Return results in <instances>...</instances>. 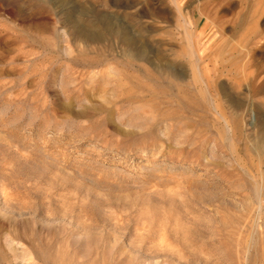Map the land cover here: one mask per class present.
I'll return each instance as SVG.
<instances>
[{"label":"rangeland","instance_id":"374dc122","mask_svg":"<svg viewBox=\"0 0 264 264\" xmlns=\"http://www.w3.org/2000/svg\"><path fill=\"white\" fill-rule=\"evenodd\" d=\"M103 251L264 264V0H0V264Z\"/></svg>","mask_w":264,"mask_h":264},{"label":"bare ground","instance_id":"6f19581e","mask_svg":"<svg viewBox=\"0 0 264 264\" xmlns=\"http://www.w3.org/2000/svg\"><path fill=\"white\" fill-rule=\"evenodd\" d=\"M118 32V31H117ZM115 35L116 34H118V36L120 37V39H121V41L122 42H126V43H129V42H131L126 36H125V34H124V32L123 31H120L119 30V32L118 33H114ZM142 51V50H141ZM161 68V67H160ZM153 69V68H152ZM163 69V68H162ZM165 69V70H164ZM162 71L164 72V71H168L169 73H170V75H171V77H174V76H177V75H179V74H176V72H174V71H172V70H169V69H166V68H164ZM151 70V69H150ZM153 71V70H152ZM154 71H156V70H154ZM158 71V70H157ZM151 72V71H150ZM160 72V71H159ZM153 76H155L154 74H153ZM180 77V76H179ZM129 94H131L130 92H128ZM121 94H123V93H121ZM126 94V93H125ZM124 94V95H125ZM131 95H133V94H131ZM129 96V95H128ZM127 96V97H128ZM131 97L133 98V96H130V98L129 99H131ZM135 98H136V96H134ZM119 99V98H118ZM128 99V98H127ZM124 100V99H123ZM132 100V99H131ZM136 101H138L137 99H135ZM119 101V100H118ZM125 102H126V100H125ZM147 167V166H146ZM144 168V167H140L141 168V170L139 169V171L140 172H145V171H148V169L147 168ZM139 240V239H138ZM145 242V241H144ZM46 246V245H45ZM153 249V248H152ZM139 250V249H138ZM120 251H122V250H120ZM141 252V251H140ZM75 253V252H74ZM110 252H108V251H103L101 254H100V258H98L97 256H98V254L95 252L93 255H89V256H87V258L86 259H84V260H78L77 258H74V259H71V258H69V260L71 259V261H70V263L71 264H128V262L129 261H131L132 260V257H131V255L130 256H128V257H126V258H123V259H120L119 257H117V256H110V254H109ZM60 254V253H59ZM118 254V253H117ZM128 254V253H127ZM144 254V253H143ZM55 256V255H54ZM57 256H61V255H58L57 254ZM72 256V255H71ZM70 256V257H71ZM72 257H75V256H72ZM82 257V256H81ZM56 258V257H55ZM58 258V257H57ZM66 258V257H65ZM69 263V264H70ZM66 264H68V263H66Z\"/></svg>","mask_w":264,"mask_h":264}]
</instances>
